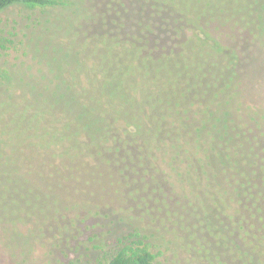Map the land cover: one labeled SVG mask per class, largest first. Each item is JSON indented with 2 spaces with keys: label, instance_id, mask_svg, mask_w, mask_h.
Masks as SVG:
<instances>
[{
  "label": "rangeland",
  "instance_id": "rangeland-1",
  "mask_svg": "<svg viewBox=\"0 0 264 264\" xmlns=\"http://www.w3.org/2000/svg\"><path fill=\"white\" fill-rule=\"evenodd\" d=\"M63 1L49 10L14 6L0 12V133L5 139L0 143V221L10 223L0 224V264H97L116 239L131 232L143 235V229L151 237L154 264H212L213 259L222 264L217 255L232 264H264L249 257L261 249L255 259L264 261V0H252L251 40L238 44L235 95L233 57L218 64L212 49L179 41L171 22L213 23L227 38L241 39L242 0H159L157 23L139 28L131 41L116 36L128 42L125 47H113V30L125 12L121 0ZM91 19L105 25L106 42L92 39L79 49L86 31L102 28ZM122 26L121 31L130 29ZM87 53L99 72L92 95L68 82V71L76 68L81 71L76 86L89 87L91 72L84 69L93 61L83 66L78 61ZM134 90L142 95L136 104L129 99ZM190 101L227 108L193 122L185 144L176 118L182 119ZM118 107L143 108L146 114L136 150L143 158L154 150L146 175L125 160L126 147L110 151L113 134L126 141L134 132L120 120L106 136L107 118ZM51 116L57 117L52 125H63L56 139L65 163L54 146L35 147L34 134ZM75 131L83 132L78 141L87 138L92 148L100 144L109 152L90 157L93 153L74 140ZM165 140L173 142L167 154L155 151ZM80 157L100 166L98 172L108 180L84 185L94 180ZM183 204L189 205L187 211ZM20 210L27 220L12 224ZM167 211L183 213V230L178 216ZM4 228L11 232L7 241ZM233 234V240H224Z\"/></svg>",
  "mask_w": 264,
  "mask_h": 264
},
{
  "label": "trees",
  "instance_id": "trees-1",
  "mask_svg": "<svg viewBox=\"0 0 264 264\" xmlns=\"http://www.w3.org/2000/svg\"><path fill=\"white\" fill-rule=\"evenodd\" d=\"M121 1H122L121 2V5H122L121 8H122V10H125V12L120 17V20L118 21V24L116 25L115 30H113V34L115 37V43H113V47L115 46V44L119 47L120 46L125 47L126 45H129L128 42H126V43L121 42L118 38H124L126 40L131 41V38L136 34L135 32H137V30H139V28L149 24L150 22L157 23V19L155 18L154 9H155V6L157 4V1H159V0H121ZM242 1L245 5L244 8H245L246 21L243 25L244 35L241 37V39H237V40L232 39L231 40V39L227 38L228 35L225 33L223 28L218 27L217 25H214L213 23L201 24L199 22L198 24L195 23L193 25H191V24L185 25V24H178V23L173 24V22H171V27H173L176 30V38L179 41L185 42V44L193 45L194 47L196 45H198V46H203V47H207L209 49H212L215 52L214 57L216 58L218 64H224L225 60H228L229 57H231V56L233 57L234 63H232L233 65L230 67V73H231V76L233 78L234 95L236 92V88H235L234 84L238 80L236 68L239 66V64L241 62V54H242L241 53L242 49L238 46V44H245V43L247 44L250 42L251 36H252V24L254 23V14H253L254 13L253 12L254 3H253V1L252 0H242ZM63 2H64L63 0L62 1L61 0H0V12L9 8V7H14V6H25V7L37 8V9H41V10H49V9H54L56 7H59V6L60 7L63 6L64 5ZM79 7L80 6L77 5V8H79ZM120 13L122 14V12H120ZM132 14L134 15V17H132ZM91 20L96 25L97 24L101 25L102 28L100 30H98V29H96V27H92V28H90V30L86 31L83 41L80 44H76V46L79 47V49H81V47L84 44L85 45L90 44L92 39H97V40H100L104 43L106 42L103 39V38H105L104 36L107 35V32H108L105 25L99 20H95V19H91ZM125 24H129L130 29H128L127 31H124V30L121 31L120 30L121 26L122 25L124 26ZM71 31H72V29H71ZM116 36L118 38H116ZM128 50L132 51V48L130 47V48H128ZM78 58H79L78 59L79 64L82 66L84 65V63L86 64L87 62H89L90 59H92V61H93L92 62L93 64H91L90 67H85V69H84V70H86V74H87V71L91 72V75L89 74L90 78L87 77V83H89V87L86 88V87L76 86L77 81L79 82L78 74H80L81 71H80V69H76L75 67H74L75 69L72 68L71 70L68 71V77H69L68 82L70 83L71 87L74 88L76 91L82 92L84 94L92 95L90 93V91L96 92V90H97L96 78L97 77H95V76H98V74H99V72L96 68V60H94V58L91 56L90 53H87L84 56L78 55ZM130 74H133V69L129 72L128 75H130ZM0 78L1 79L3 78V73H0ZM140 96H142V95L139 92H136L135 90L131 93L129 92V99L133 100L134 104L137 103V100L140 99ZM6 99H8V98H6ZM7 102L10 103L12 101H7ZM226 108L227 107L219 108V107H216L215 105H211L208 103L195 102V101H190L189 103L185 104L184 108H182L183 109L182 119L179 116L176 118L179 123L180 122L182 123V127H181L182 129H180V127H178L177 130L179 131V135H181L185 144H187V137H186L187 134L193 135V132H194L193 122L197 121V122L201 123L204 121L205 116L206 115L208 116L210 112L215 111V110H218V112H221ZM113 110H114L113 115H110L107 118V120L109 122V124H108L109 128L106 127V129L108 130L106 136L110 135L113 132L114 122L120 121V120L125 123L124 129L127 130L128 127H131L134 130V132L133 133L131 132L132 134L127 135L129 137L126 138L127 139L126 141H123L121 139L123 142L118 139V136L113 134L112 138L114 139V142H113L114 148L110 149V151H112L115 154V152H118V150H119L118 147H121V145L123 146V148L126 147L127 151H126L125 160L127 162L134 164L135 167H138V168L142 167V174H145V175L148 174L149 173L148 167L151 168V166H152L150 163V158L152 157L154 150H152V148H149L151 150V152L149 150V152L146 155V158H143L141 156V154H138V151H136L139 148L137 139H138V137L141 136L142 131L145 130L144 126H145V115L146 114L143 113V111H144L143 108H139V109L135 108L132 111H129L125 108L121 109V107H118V108H114ZM45 118H46V116L43 117V119H39V122H40V120L41 121L43 120L45 122L47 120ZM56 118L57 117L52 118V116H51V119L49 120L48 123L46 122V125H42L39 127L38 133L34 134V137L36 138L35 140L38 141V142L35 141V147H40L41 149L44 150V149H48V148H51L54 146L58 150L57 154L59 155V157L63 158V160H61V161L64 162V154L61 150L62 143L58 142V140L56 139L57 132L61 129V127L63 125L61 126V123L58 127L52 125L54 120H57ZM47 124L51 125L50 128H47V126H48ZM184 124L189 125V127L184 125ZM82 133L83 132H81V131H75V134H73V137H74V140L76 139V141L79 144L83 145L84 148H86L88 151H91V153H93V155L91 154L90 157L93 156V157L97 158V157L102 156L104 153L109 152V151H107V149L100 148L101 147L100 144H98L99 146L96 144V146L94 148H92L90 146L91 143L89 142V140H87L86 137H85L86 139L83 140V142L78 141L77 138L80 135L83 136ZM104 137L100 138L99 142L102 141V139ZM3 140H5L4 134L0 133V143L2 145H4ZM118 140L121 142L120 144L117 143ZM132 140L135 142L137 141V142L133 143ZM132 144H135L137 146L133 150L130 149V145H132ZM172 146H173L172 141L165 140L163 144L155 146L156 147L155 151L162 152V150H164L162 153L167 154L166 151L169 150ZM196 148H198V145L194 144V146H191L192 150L196 151ZM88 151H85V152H88ZM85 152L83 153V155H85ZM33 153L35 154L34 151H33ZM66 153H68V151ZM198 154H199V152H197V155ZM81 157H80V163L84 166V169L87 172L88 176L94 180L92 182H89V181L87 183L85 182L84 185L93 186L94 183L97 184V183H100L104 180H108L107 177H105L103 174H100L98 172L99 169H101L100 166H97V165L89 166L88 162H83ZM203 158H205V157H203ZM203 158H201V159H203ZM109 162H111V161L109 160ZM168 162L171 165H178L179 166L182 164L183 167L185 166V168H186V164L182 161L172 162L170 159H168ZM87 166H89V167L87 168ZM203 170H202V173H203ZM95 173L99 174V177H96L94 179L93 174H95ZM183 174H184V172H182L179 175V179H181ZM150 179L153 180V178H150ZM154 180L157 181V178L155 177ZM199 182H200V179H199ZM90 192L93 193V191H90ZM163 194L165 196L167 193L163 192ZM104 196H105V194H104ZM101 197H103V196H101ZM184 199L185 198H183L182 200L184 201ZM156 201H159V200H156ZM188 204L191 205L190 203H188ZM176 205H177V203H176ZM188 206L183 204L182 209H185L187 211ZM166 207L168 210L169 204H167V202H166ZM23 211L20 210L21 217L19 218V220L15 219V218L10 220V221H13L12 224H14V222H16V221L19 222V221L27 220L26 218H24V216H22V215H25V212H23ZM167 213H171V212L167 211ZM171 214L174 215L173 218L175 217V215H177L178 219L181 222L179 224L178 219L173 221L174 226H178V224H179V225H181L180 228L183 230L182 225L185 222V220H187V218H185L183 213L180 211H177V212H174ZM20 215H18V216H20ZM62 220H63V217H62ZM0 224L2 225L4 223H2L0 221ZM7 224H10V223L8 222ZM7 224H4V225H7ZM43 227H44V225H43ZM4 231H5V233L3 234L4 239L5 240L10 239L9 234L11 232H9L8 228L7 229L4 228ZM142 231L145 232V234L141 235L138 232H131V233H128L127 235H124V236L116 239L114 241V246L111 247L110 250H108L107 252L106 251L104 252V255L102 256L101 260L98 261L97 264H154L155 255L151 251V244H150L151 237L146 232V229H143ZM12 232L14 233L15 236L17 235L15 233V231H12ZM7 233H9V234H7ZM82 233H84V232H81V234ZM17 236L19 237V235H17ZM177 237H179V236H177ZM260 237L262 238V240H264V237H262V236H260ZM207 238H210V236H207ZM223 238H224V240H233L234 234L231 237L226 236V238L225 237H223ZM218 243H219V241H218ZM223 244H224V242H223ZM224 245L227 246V242H225ZM260 250H258L254 254L249 252L250 261H252L253 263H254V261H259V262L264 263V261L261 259H255V257L257 258V256L260 255V253H258ZM224 256L230 257L226 252H225ZM221 257H222V255H217L218 260L222 264H232L233 260H232V262L231 261L223 262V261H221ZM210 262L213 264L214 259Z\"/></svg>",
  "mask_w": 264,
  "mask_h": 264
}]
</instances>
